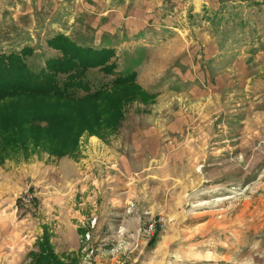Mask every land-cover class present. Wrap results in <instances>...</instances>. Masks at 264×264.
Wrapping results in <instances>:
<instances>
[{"label":"rangeland","instance_id":"obj_1","mask_svg":"<svg viewBox=\"0 0 264 264\" xmlns=\"http://www.w3.org/2000/svg\"><path fill=\"white\" fill-rule=\"evenodd\" d=\"M213 1L216 9L205 0H176L186 11L173 16L180 29L173 30L174 43L183 44V51L194 46L198 78L192 86L198 93L151 96L149 102L134 101L125 108L124 126L115 134L124 139L125 165L131 169L125 183L132 191L111 192L98 165L86 171L82 182H65L59 169L54 179L44 180V170L54 169L59 160L42 152L18 155L1 165L3 256L12 253L14 264H29L28 253L37 249L44 226L54 250L69 254L63 258L66 264H264V0ZM116 6L121 5L106 0H0V52L31 46L26 62L38 70L48 56L61 55L47 44L48 38L63 33L93 47L82 40L91 38L94 12ZM164 33L120 39L111 47L113 72L131 68L133 53V60L142 61L144 52L136 49L152 42L146 36L156 43ZM208 41L214 42L212 52ZM100 46L105 45L96 40ZM125 49L130 50L126 56L121 53ZM86 72L91 91L114 77L98 66ZM65 78L64 73L57 77L60 84ZM215 86L220 88H210ZM166 102L174 104L171 109ZM174 114L185 122L169 130L164 116L171 122ZM150 126L159 139L156 147L126 142L130 129L138 139L149 140L154 135L141 130ZM88 136L81 135L79 144ZM181 146L196 157L180 158Z\"/></svg>","mask_w":264,"mask_h":264},{"label":"trees","instance_id":"obj_2","mask_svg":"<svg viewBox=\"0 0 264 264\" xmlns=\"http://www.w3.org/2000/svg\"><path fill=\"white\" fill-rule=\"evenodd\" d=\"M46 41L61 55L46 58L38 70L26 62L31 46L0 52V164L40 152L57 159L76 157L81 135L105 140L118 130L128 104L152 98L136 82L134 70L113 72L111 47L85 46L63 33ZM94 66L114 77L91 91L85 75ZM62 73L66 78L60 84L57 77ZM79 89L84 94L76 95L74 90ZM68 255L59 256L45 232L37 240L36 251L28 253L29 264H66L63 258Z\"/></svg>","mask_w":264,"mask_h":264},{"label":"crops","instance_id":"obj_3","mask_svg":"<svg viewBox=\"0 0 264 264\" xmlns=\"http://www.w3.org/2000/svg\"><path fill=\"white\" fill-rule=\"evenodd\" d=\"M107 3H113L118 2V5L116 7H109L108 9L104 11H97L94 12V27L91 31V38H84V43H94L96 47V40H98V43H103L105 46L100 47H114L118 44V41L125 42V40L129 38H136L140 36L141 34L146 35V33L149 32H165L164 36L159 35L157 36V41L155 42L154 38H150L146 36V38L152 39V42H144L143 47L134 48L137 51H143L145 58L142 61H135L133 60V55H130L131 62L129 63L131 66V69L136 72L135 80L136 82L141 86L144 87L153 97L154 100L162 97H176L180 95H194L198 93L199 88L196 86H192V82L194 78H198V69H197V59L195 58L194 53V46H191L189 50L183 51V44H181V47L178 43H174L175 37L177 36L176 33L173 30L180 31L179 29V23L173 16L178 15L179 13L184 14L186 11V7L182 6L179 7L178 2L176 0H106ZM207 5H210V7H213L216 9L217 7L214 5L215 1L213 0H205ZM120 8H122L123 13L120 11ZM94 8L92 7L91 11H93ZM112 28H115L116 31L112 32ZM120 30V34L117 32ZM171 33V35H170ZM174 35H176L174 37ZM95 37H97L95 39ZM152 37V36H151ZM125 39V40H124ZM120 42V43H121ZM174 43V44H173ZM181 43V42H180ZM109 44V45H108ZM208 48H210V52L213 51L214 42L208 41L207 43ZM216 45V44H215ZM85 46H88L86 44ZM168 46H172L170 49H168ZM92 47V46H91ZM53 51L57 52V50L52 49ZM135 50V51H136ZM164 50H167L166 53H163ZM127 51H130L129 49H125V51H121L123 55L126 56L128 53ZM135 52L134 50H132ZM57 53H53V56ZM114 55L118 56L117 49H114ZM208 56L209 53H208ZM206 56V58H208ZM52 57V56H48ZM47 57V58H48ZM154 57H157L158 60L155 63ZM205 58V59H206ZM158 63V64H157ZM134 65H137L136 67ZM134 66V67H133ZM196 69H195V67ZM149 68V70H148ZM155 68V69H154ZM193 73V74H192ZM215 78V77H214ZM143 79H147L148 81H151L149 83L142 82ZM153 81V83H152ZM156 81V82H155ZM175 81L181 82V87H172L174 86L171 83H174ZM155 82V83H154ZM170 84V85H169ZM160 85V87H158ZM158 89H155L157 88ZM219 86L210 87L212 90H217ZM220 88V87H219ZM171 100L170 102H172ZM170 102H166V105L168 104V110L172 108L174 104H170ZM152 104H155V101L152 102ZM151 105V104H149ZM175 115V114H174ZM178 114L175 115V120H171V122L167 121L166 117L164 116L165 122L163 123V126L167 129L176 130L179 128H182L185 122V118L178 117ZM123 122V121H122ZM169 123V124H168ZM172 124V126H170ZM131 124H129L128 128H130ZM121 126V125H120ZM119 126V127H120ZM124 125H122L120 128H118L117 131H119ZM155 126H150L148 128H144L141 131L144 133H152L154 136H151V138L148 140L147 137H144L143 139H138L137 133L133 130L131 133L128 130L127 137V143L130 142L134 144L136 147L141 146V148H148V147H156L158 145L157 136L154 132ZM165 129V128H164ZM138 130H140L138 128ZM116 131V132H117ZM115 132V133H116ZM113 133L110 140H103L99 138L98 136H92L89 135L87 137L86 142H83V144H79L78 153L79 156L77 157H71V156H65L62 158H59L58 164L54 166V169L47 168L44 170L45 174L43 176L44 180H49L51 177L53 179L58 175L57 169H59V172L61 171L64 176L63 180L65 182L71 181L74 183H78L79 181L82 182L83 179L87 176V172H92L93 166L98 165L99 168L103 171L104 169V184L106 188H109L111 192L113 193H124L126 191H132L131 185L128 187L126 179L128 177L126 175H131V169L127 165H125V152L122 149V145L124 144V139L120 137V139L116 136V134ZM115 138V139H112ZM118 138V139H117ZM125 138V137H124ZM114 140V141H113ZM81 141V140H80ZM169 142H163L164 147L165 145H168L171 143V140H168ZM81 143V142H80ZM168 149V148H167ZM180 152L183 150L182 146L179 148ZM153 153V150H152ZM183 156L181 155L180 158H185L186 161L193 160L195 156H193V152L190 151L188 148H184L182 151ZM169 155L172 157V153H169ZM154 156L151 155V157ZM72 158H75L73 160ZM6 161V160H5ZM4 161V162H5ZM0 164V167L2 164ZM127 164V161H126ZM51 170V171H50ZM48 171V172H47ZM58 178H62L58 177ZM107 180V181H105ZM57 181V180H54ZM80 229L77 230L80 232ZM76 231V229L74 230ZM48 234L49 243L53 248V245L51 243V234L47 230L46 227L43 226L41 236L37 238L39 240L43 233ZM5 245H0V264H14V256L12 253L5 254L3 256V247ZM36 247H37V241H36ZM36 251V250H33ZM56 252V250H54ZM30 252V251H29ZM57 253V252H56ZM58 254V253H57ZM59 255V254H58ZM61 256V255H59ZM4 257V261H1V259Z\"/></svg>","mask_w":264,"mask_h":264},{"label":"built area","instance_id":"obj_4","mask_svg":"<svg viewBox=\"0 0 264 264\" xmlns=\"http://www.w3.org/2000/svg\"><path fill=\"white\" fill-rule=\"evenodd\" d=\"M85 236L88 237V233H86Z\"/></svg>","mask_w":264,"mask_h":264}]
</instances>
